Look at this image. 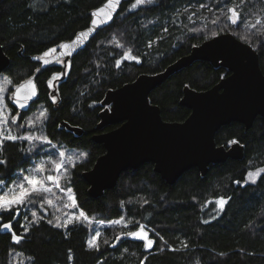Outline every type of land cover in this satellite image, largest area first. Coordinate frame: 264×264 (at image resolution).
<instances>
[{
	"label": "trees",
	"instance_id": "obj_1",
	"mask_svg": "<svg viewBox=\"0 0 264 264\" xmlns=\"http://www.w3.org/2000/svg\"><path fill=\"white\" fill-rule=\"evenodd\" d=\"M102 1L0 0V44L10 60L0 73L12 85L20 83L39 67L31 55L57 50L88 25L91 9ZM134 3L123 2L112 21L69 60H55L40 72L38 97L27 111L17 113L7 98L20 123L34 108L46 109L44 135L56 145L84 152L67 170L66 185L77 207L95 219L123 217L127 225L102 227L98 248H92L87 224L56 227L49 214L32 218L30 210L20 209L19 215L16 208L0 210V224L11 222L12 231L22 237L16 243L12 232L0 230V264H264V172L255 183L245 182L248 170L264 166V117L256 116L247 129L237 121L221 125L215 143L226 147L237 140L243 157L210 163L204 175L191 167L168 184L145 162L123 170L101 195L87 193L81 172L104 152L91 135L98 131L107 89L140 73L161 71L192 45L226 31L256 50L264 73V24L250 26L257 15H264V0H151L133 8ZM230 8L239 14L235 25L229 20ZM202 19L204 23L195 26ZM227 73L222 66L195 60L170 74L148 97L164 120L182 121L190 112L179 103L183 87L204 90ZM61 121L80 127L81 133L61 126ZM30 146L23 140L2 143L0 178L6 185L51 150L36 145L28 152ZM220 197L227 201L223 210L215 203ZM140 225L154 241L151 248H145V239L129 235L112 246L119 235L139 231Z\"/></svg>",
	"mask_w": 264,
	"mask_h": 264
},
{
	"label": "water",
	"instance_id": "obj_2",
	"mask_svg": "<svg viewBox=\"0 0 264 264\" xmlns=\"http://www.w3.org/2000/svg\"><path fill=\"white\" fill-rule=\"evenodd\" d=\"M127 0H104L90 11V20L86 27L78 30L70 39L62 43L69 44V49H58L49 54L31 55V59L39 63L37 69L15 85L10 97H13L16 86L23 85L21 95H31L27 81L31 80L36 88V95L26 102L24 108L9 102L17 113L27 111L38 97L36 78L50 63L57 60L62 52L71 51V55L63 56L66 62L83 49L89 40L102 28L107 26L120 5ZM115 7L112 19L107 13L111 11L109 4ZM102 9L103 11H97ZM97 11L96 27L87 39L81 37V44L73 45L81 32L92 28V13ZM106 21V22H105ZM43 57L42 59H38ZM43 59L49 64L44 65ZM195 60H207L213 66H222L228 73L214 85L204 90H196L185 85L179 103L190 112L182 121H166L161 117L160 108L150 102L149 92L165 80L170 74L191 64ZM9 57L0 44V72L9 64ZM103 108L98 112L99 120L91 135L93 141L101 143L104 152L96 157L89 169L81 172L88 184L87 193L97 197L105 189L116 184L120 173L128 168L136 169L145 162L153 164V170L168 184L176 181L182 172L196 167L204 175L210 163L223 162L227 158L241 159L243 145L237 140L228 146L217 145L214 135L216 130L226 123L237 121L247 129L256 116L264 117V73L262 72L256 50L247 42L240 40L230 31L215 34L199 44L192 45L189 52L176 58L164 69L155 73H140L130 82L119 87L107 89L101 99ZM117 124L103 130L104 127ZM61 126L81 133V128L60 122ZM127 234L119 235L112 246Z\"/></svg>",
	"mask_w": 264,
	"mask_h": 264
},
{
	"label": "snow or ice",
	"instance_id": "obj_3",
	"mask_svg": "<svg viewBox=\"0 0 264 264\" xmlns=\"http://www.w3.org/2000/svg\"><path fill=\"white\" fill-rule=\"evenodd\" d=\"M145 2H151V0H135V3L132 5L133 8L137 7L138 5L145 3ZM115 4H119V0H115ZM108 7L111 8V11L107 13L108 20L112 19V13L115 12V7L110 3ZM203 7V5H201ZM97 11H103L102 9ZM97 11H94L92 13V16L94 17L91 21L92 28H89L87 32H81L77 39H74L72 41L73 45L81 44L82 41L80 40L81 37L87 39L90 33L94 31L96 27H99L97 20L95 19L97 15ZM228 11L231 13V16L229 17V20L232 24H237L239 20V14L236 12L235 9H228ZM106 22V21H105ZM215 22V21H214ZM261 24V20H256V25ZM251 27H255V25H250ZM61 49H69V44L67 43H61L59 45ZM56 49L50 48L47 51L43 53V57H48L49 53H54ZM71 51L62 52L61 56L57 58L56 62H60L63 58V56L71 55ZM127 55V54H126ZM43 57H39L38 59H42ZM44 65H47L50 63L48 59H43ZM117 66H119V61H117ZM40 71V69H37V72ZM51 83V82H50ZM12 85V80L4 76L2 78V83H0V144H2L4 141H17V140H23L29 142L30 145L33 144L35 141H39L41 144H47L51 145L52 147H55V145H52V141L49 140V138L43 134L42 130L40 131V134H36L35 131H29L26 134L18 135L19 128L24 127V125H19L17 129H13L11 125L17 124V115H9L8 113L10 110L7 108V105L5 104V96L4 94L8 90V86ZM28 87L31 89V95H21L23 85L16 86L15 92L13 93L14 97V103L19 108H24L26 106V102L31 99L32 96L36 95V88L35 85L32 83L31 80L27 81ZM13 97H9L12 99ZM53 102H55V99L53 97ZM47 116V110L40 111L37 116L34 118H29L26 120V125L29 129H37L39 125L43 123V121L46 119ZM10 122V123H9ZM232 143H235V141H232ZM35 149L34 147L30 146L27 151L33 152ZM59 162L56 161L55 158H50V163L54 165V168L58 175H47L46 177L43 175L46 171V166L44 163H38L33 168L27 170V174L23 175L22 180L17 179L16 182L13 183L12 187L9 189L10 192H12V195L9 196L7 193L0 195V210L3 212H10L13 208H16V214L19 215V206H26L27 203H33L34 197L40 196L41 194H47L51 193L53 191V188L49 186L50 184L55 185L57 189H60L64 194L67 196V199L71 201V205L73 208L77 207V202L72 194V189L70 187L63 188L60 184L61 179L67 178V168L66 165L69 163L74 164V158L73 156H70L65 151H59L58 153ZM5 163V161L0 160V164ZM63 170L64 175L60 176L59 173ZM264 172V169H258L255 173L249 172L248 173V179L251 180L253 183H255L256 177L261 173ZM239 183V182H237ZM6 187V184L0 180V193H4V189ZM19 189L18 192L14 191V189ZM227 201L220 197L218 198L215 203L217 207L220 210H223L224 205ZM48 204H51L52 201L48 200ZM32 216H36V212H32ZM80 217H84L85 213L81 211L79 213V217L69 216L68 220L65 222L63 226H67L68 223H71L73 219H79ZM11 219H15V216H12ZM27 219V217H26ZM123 219V217H121ZM51 223V221H49ZM112 224H120L121 220H113L111 222ZM56 227H61L62 225L56 224ZM13 225L11 222L0 224V230H7L9 232H12V240L13 242L19 243L22 239L21 236H18L15 234V232L12 231ZM28 230L25 229V232ZM130 237L133 238H139V239H145V248H151L154 241L152 239H149L147 236V233L144 231V225H140L139 231H130L127 233ZM100 233L96 232L95 236L91 241H89V247L92 248H98V245L96 244L97 238H99ZM119 239V237H117ZM162 239V237H161Z\"/></svg>",
	"mask_w": 264,
	"mask_h": 264
},
{
	"label": "rangeland",
	"instance_id": "obj_4",
	"mask_svg": "<svg viewBox=\"0 0 264 264\" xmlns=\"http://www.w3.org/2000/svg\"><path fill=\"white\" fill-rule=\"evenodd\" d=\"M257 19L261 20V23L264 24V15H257V17H255L250 22V25L255 24ZM200 21L198 23L194 22L195 26H198L201 23H204L203 22L204 19H202ZM4 76H7V75L4 73H0V83H2V78ZM14 87H15V85H9L8 90L4 94L5 104L7 105V108L10 110V112L8 113L9 115H14V114L12 113L11 109L9 108V105L7 103V98L9 99L10 94H11ZM43 110L44 109L42 107L38 106V107L34 108V110L32 112H30L25 117L24 121H22L21 123L17 121L16 125L10 124V126L13 129H17L19 127V125H24V127L19 128V131L17 133L18 135L26 134L29 131H35L36 134L39 135L41 130L43 132L42 124L39 125L37 129H29L25 122L29 118H34L35 116H37L39 114L40 111H43ZM43 134H44V132H43ZM33 144L31 146L42 145L43 149H45V150L51 149V150L48 153V155L39 157V159L35 160V162L33 164H31V166L29 168H27L23 173H21L20 176H18L16 179H14L9 184H7L5 189H4V193H0V195L7 193V195L11 196L12 192H10L9 189L12 187L13 183L16 182L17 179L22 180L23 175L27 174V170L33 168L38 163H44L45 164L46 171L43 174L45 177L47 175H53V176L58 175L55 168H54V165L50 163V158H55L56 161L59 162V157H58L59 151H65V152H67L68 155L73 156L74 162H76L77 160L83 159V157H84V152L81 150L62 147V146L56 145L53 142H52V145H55V147H52L51 145H47V144H41L39 141H35V142H33ZM1 145L2 144H0V148H1ZM72 164L73 163H69L66 165L67 170ZM258 169H264V166L256 167V168L248 170V172L246 173V176H245V182H252L251 180H249L247 178L248 173L249 172L255 173ZM59 175L60 176L64 175L63 170L59 173ZM258 176L256 177V179L258 178ZM0 180L3 181V179H1V178H0ZM60 184L63 188H68V186L66 185V179H61ZM49 186L53 188V191L51 193L41 194L40 196L34 197L33 203H27L26 206H19V210L20 209H22L23 211L30 210L31 211L30 215L32 218H36L38 216V214H40V215H48L49 214L54 219V222L57 224H60V225H64L65 222L68 220L69 216L79 217V213L81 212V210L78 207H75V208L72 207L71 201H69L67 199V196L64 194V192H62L60 189H57L55 187V185H53V184L49 183ZM14 191L18 192L19 189L18 188L14 189ZM48 200H51L52 203L48 204L47 203ZM33 211L36 212V216H32ZM85 216H86V218L80 217L79 219H73L72 222L84 223V224H87L89 226V229L91 231L89 241H91L93 239L96 232H99V233L101 232L102 227H105L107 225H113L111 223L113 220L112 221L111 220L106 221V220H101V219H95L94 217H90L87 215H85ZM119 220H121V223L116 224V225H123V226L127 225L122 219H119Z\"/></svg>",
	"mask_w": 264,
	"mask_h": 264
}]
</instances>
